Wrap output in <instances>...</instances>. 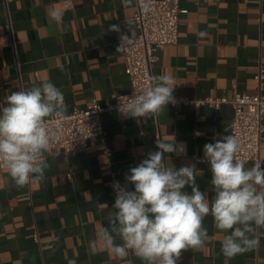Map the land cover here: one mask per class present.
<instances>
[{"label": "crops", "instance_id": "1", "mask_svg": "<svg viewBox=\"0 0 264 264\" xmlns=\"http://www.w3.org/2000/svg\"><path fill=\"white\" fill-rule=\"evenodd\" d=\"M134 5L135 0H0V108L11 93L44 80L62 91L66 113L87 108L93 99L106 107L112 94L127 92L129 77L116 49L121 34L138 33ZM179 5L178 42L157 52L152 75H169L173 94L191 99L256 94L253 78L264 68V0H179ZM53 11L63 13L61 22L51 18ZM111 25H119L120 32L110 31ZM232 115L229 104L219 109L185 105L176 113L167 105L163 113L140 121L107 111L102 116L106 144L94 137L82 153L50 148L42 181L18 187L7 168L0 169V264H68L70 259L146 264L132 252L117 259L99 239L113 211V185L127 184L134 191L125 179L129 169L157 150L158 138H175L184 151L165 154V160L177 169L194 165L199 189L211 201L212 175L203 147L229 135ZM254 163L264 168V137L260 161L246 167ZM183 191L190 194L191 188ZM203 227L206 244L183 251L178 264H264V228L256 231L254 250L227 258L221 242L231 230L216 229L211 215ZM115 243L123 242L117 237Z\"/></svg>", "mask_w": 264, "mask_h": 264}, {"label": "clouds", "instance_id": "2", "mask_svg": "<svg viewBox=\"0 0 264 264\" xmlns=\"http://www.w3.org/2000/svg\"><path fill=\"white\" fill-rule=\"evenodd\" d=\"M51 18L61 22L63 13L53 11ZM109 30L120 32V27L111 25ZM120 41L117 52L123 50L129 36L121 34ZM149 81L145 91L120 103L123 116L147 120L175 103V86L169 75H151ZM5 103L0 108V163L18 187L32 180L42 181L49 167L45 154L53 139L47 125L65 118L64 95L50 80H44L11 93ZM156 149L129 169L125 179L134 191L128 190L127 184L113 185L116 198L113 211L108 213L109 226L99 233L110 254L123 260L132 252L146 264H178L183 251L202 248L208 241V231L203 227L208 215L216 229L225 233L231 230L221 242L225 257L233 258L258 246L255 234L264 228V168L261 163L246 167L247 160L237 155L239 142L234 135L203 147V162L208 163L212 175L211 201L199 189V170L194 165L177 169L165 160V154L184 151L175 138L172 142L158 138ZM186 186L191 188L190 194L183 191ZM117 237L122 244L115 243ZM95 244L90 242L93 250ZM68 264H76V260L70 259Z\"/></svg>", "mask_w": 264, "mask_h": 264}, {"label": "built area", "instance_id": "3", "mask_svg": "<svg viewBox=\"0 0 264 264\" xmlns=\"http://www.w3.org/2000/svg\"><path fill=\"white\" fill-rule=\"evenodd\" d=\"M180 12L179 0H135L133 22L138 33L124 42L122 50L124 71L130 82L129 90L122 94H112L113 101L106 107L101 106L97 99H93L87 108H74L66 113L64 119L50 121L47 125L53 136L50 148H58L65 153H82L86 151L89 140L94 137L98 138L100 144H106L103 114L116 111L123 116L119 111L120 103H126V97H134L147 89L152 67L157 60V52L178 42ZM253 80L257 88V93L253 95L235 93L231 98L210 95L191 99L173 94L175 103H170L169 106L176 113L185 105H207L219 109L222 105L229 104L233 110L229 135L238 139V157L247 160V163L259 162L264 137L262 66ZM3 168L5 166L0 163V169ZM34 240L38 241L37 234H34Z\"/></svg>", "mask_w": 264, "mask_h": 264}]
</instances>
